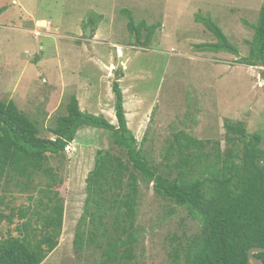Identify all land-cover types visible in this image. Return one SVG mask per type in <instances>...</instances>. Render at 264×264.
Wrapping results in <instances>:
<instances>
[{
	"label": "rangeland",
	"instance_id": "rangeland-1",
	"mask_svg": "<svg viewBox=\"0 0 264 264\" xmlns=\"http://www.w3.org/2000/svg\"><path fill=\"white\" fill-rule=\"evenodd\" d=\"M262 9L264 0H0V101H13L38 123L42 138L53 139L49 129L67 114L71 95L81 99L83 111L117 125L113 83L119 80L128 127L157 165L170 146H177L182 133L208 141L207 152H214L218 144L225 151L226 120L261 134L264 150L260 66L238 63L249 53L251 26ZM124 11L136 25L144 21L157 26L150 46L136 43ZM197 15L221 27L239 56L200 52L197 45L217 39L196 21ZM143 34L144 40L146 31ZM67 148L49 161L58 175L65 217L59 246L43 264H106L94 248L79 252L74 240L96 153L118 150L109 132L91 127L82 128ZM46 186L42 174L33 180L31 191L10 185L11 191L4 194L10 208L0 206V213L34 205L41 196L37 190ZM172 210L176 213L171 216ZM14 223L0 224V238L16 235L22 221ZM137 227L139 243L132 264H184L174 261L177 239L201 229L143 180Z\"/></svg>",
	"mask_w": 264,
	"mask_h": 264
},
{
	"label": "trees",
	"instance_id": "trees-1",
	"mask_svg": "<svg viewBox=\"0 0 264 264\" xmlns=\"http://www.w3.org/2000/svg\"><path fill=\"white\" fill-rule=\"evenodd\" d=\"M128 29L136 43L151 45L157 26L142 21L136 25L130 13ZM217 39L197 45L200 52H233L224 31L211 18L196 16ZM94 28L96 23L92 20ZM249 53L238 60L241 65H264V9L252 25ZM146 36L143 40V33ZM123 77V76H122ZM121 79V78H120ZM117 125L103 115L84 112L76 95L66 105L67 114L50 128L51 138H42L38 123L13 102L0 101V206L10 208L5 193L10 185L22 192L31 191L39 175L47 179L45 189L34 205L11 214L0 213V224L22 221L0 238V264H43L58 248L63 234L65 203L57 191L58 175L49 165L63 155L85 127L110 133L115 149L98 150L95 166L86 179L84 214L78 224L74 244L79 252L94 248L106 264H132L139 243L137 214L140 180L153 184L164 200L183 211L200 225V233L184 234L174 246V261L184 264H249L248 252L264 248V150L263 137L251 134L241 122L226 120L227 149L207 152L208 141L186 133L177 136L157 165L149 159L128 127L125 100L119 80L113 83ZM30 200H34L32 197ZM176 212L171 211L170 215ZM256 257L263 259L264 253Z\"/></svg>",
	"mask_w": 264,
	"mask_h": 264
},
{
	"label": "water",
	"instance_id": "water-1",
	"mask_svg": "<svg viewBox=\"0 0 264 264\" xmlns=\"http://www.w3.org/2000/svg\"><path fill=\"white\" fill-rule=\"evenodd\" d=\"M91 35V28H88V37ZM262 79L264 80V74H262ZM264 253V248L253 247L248 252V263L249 264H264L263 259L256 257L257 254Z\"/></svg>",
	"mask_w": 264,
	"mask_h": 264
},
{
	"label": "built area",
	"instance_id": "built-area-1",
	"mask_svg": "<svg viewBox=\"0 0 264 264\" xmlns=\"http://www.w3.org/2000/svg\"><path fill=\"white\" fill-rule=\"evenodd\" d=\"M257 69L262 73L264 74V65L260 66V67H257ZM261 74V75H262ZM68 149V148H67Z\"/></svg>",
	"mask_w": 264,
	"mask_h": 264
},
{
	"label": "crops",
	"instance_id": "crops-1",
	"mask_svg": "<svg viewBox=\"0 0 264 264\" xmlns=\"http://www.w3.org/2000/svg\"><path fill=\"white\" fill-rule=\"evenodd\" d=\"M87 84H84V86H86ZM78 100L80 101L81 99L78 97ZM80 103V102H79ZM80 106L82 107V105L80 104ZM81 110H82V108H81ZM83 111V110H82ZM85 112V111H84ZM95 115H97V114H95ZM100 115V114H99Z\"/></svg>",
	"mask_w": 264,
	"mask_h": 264
}]
</instances>
